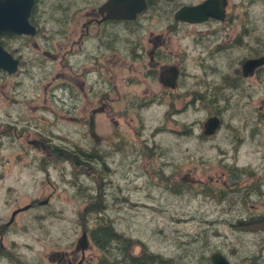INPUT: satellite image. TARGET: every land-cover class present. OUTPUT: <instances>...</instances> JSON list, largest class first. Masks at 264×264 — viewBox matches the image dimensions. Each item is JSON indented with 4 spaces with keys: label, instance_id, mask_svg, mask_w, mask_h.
Masks as SVG:
<instances>
[{
    "label": "rangeland",
    "instance_id": "rangeland-1",
    "mask_svg": "<svg viewBox=\"0 0 264 264\" xmlns=\"http://www.w3.org/2000/svg\"><path fill=\"white\" fill-rule=\"evenodd\" d=\"M83 1L43 0L42 8H46V14L42 16L38 35L30 38L27 41L30 46L24 48V60L32 62V68L29 69L31 66L25 65L21 74L11 76L0 71V123L3 124L0 126V132L5 130V124H16V126L19 124L17 128H11L0 136V221H6L17 206L22 207L34 199L36 201L49 199L47 205H40L17 216L16 224L19 228L27 222H30L33 228L29 237L25 236L19 242H31V238L35 237L33 251L25 252L26 255L22 259L27 264H54L50 263L49 256L53 257L57 252L69 253L74 250L76 238L80 235L79 227L82 226V220L78 215V209L82 204L78 201L81 200L79 197L75 195L77 200L73 196L76 190L69 185V182L74 179L78 186L81 183L84 186L89 184L91 186L92 170H98L101 174L107 171V179L112 180L113 184L104 188L108 208L97 218H105L104 220L110 218L119 234L133 241L128 247L132 256L140 257L144 248L163 259L172 260L175 264H204L207 262L201 256L210 260L212 254L220 252L231 264H264V232H244L242 228L234 229L229 225V223L236 224L238 218L244 219L248 212H254L253 197L243 194L246 185L252 183L250 171L244 172V182L240 185L241 192L232 193L233 197L228 196L226 203L216 204L217 202L209 201L207 197L195 194L197 190L204 189L207 181L214 182L215 179L222 177L224 183L226 172L223 165L225 164L237 163L241 167L254 168V176L264 184V116L260 114L264 113L263 72L258 74L257 81L256 78H249L246 82L251 90L249 95L246 96L243 90L234 92L228 108L225 107L224 115L223 98L213 101L211 95L210 101L207 100L204 106L196 102L194 107L189 106L183 110L185 102L188 101L186 92L192 91L193 87L190 86V74L185 76L183 85L178 90L180 100L172 109L175 112L176 123L173 124L171 119L162 121L163 115L166 116L167 112L171 111L167 100H164V106L149 107L142 111L141 115L138 113L140 110L130 109L127 112L128 117L131 118L130 127L121 122L123 130L120 131L128 138L131 148L128 155L124 153L111 156L108 154L110 153L108 147L104 146L102 151L105 152L106 157L103 162L109 170L103 169L102 163L96 159V164L92 163L89 166L80 163L79 168L82 171L79 177L75 178L72 172L74 161L70 163V157L60 164H50L46 170L40 169V157L37 155L35 163L34 160L29 161L26 156L20 158L21 160L16 158L26 137L38 140L39 135L45 136L47 148L58 147L62 151H75L79 145L80 127L78 128L77 125L76 89H72L73 96H71L69 90L63 88L65 84L74 88L78 83V76L75 75V59H69L73 71L62 70L58 61L59 55L61 56L65 50L63 31L68 25L69 29L77 30L76 20L71 21V14L75 13L78 3ZM240 1L249 3L250 15L259 23V34L248 37L249 42L257 44L259 50L261 45L264 46V1L232 0L231 5L237 6ZM67 7L70 10L66 13ZM248 9L237 10L247 12ZM65 18L68 22L63 23ZM215 28L216 26L192 27L178 32L179 54L185 52L187 54L184 59L186 70H191V56L198 63V56L201 54V52L195 54L190 52L191 36L198 31H212ZM236 29L233 28L235 31ZM228 33L231 35L234 31ZM71 34L72 38L74 32L71 31ZM20 43L13 41L12 47L16 48ZM32 44L41 49H34ZM66 45L69 46L67 43ZM44 50H50L57 55L58 60L52 63L43 57ZM231 60L226 59V67ZM38 63H41L39 68L35 67ZM229 69L234 70L233 66ZM200 74V71L195 72L194 85L197 79H201ZM222 78L223 76L217 78L211 84L221 82ZM143 89L142 85H133L126 87L121 93L128 96L129 101H134L135 98H141L139 94ZM195 90L199 91L196 85ZM244 101L247 102L248 107L243 103ZM124 104L116 108L121 109ZM253 110L255 117H258L255 118L254 126L260 133L255 136V140L249 139L248 149L243 148L241 140L234 143V137L226 126H234L240 121L244 123L246 119L254 118L251 116ZM211 112L215 114L221 112L218 115L221 127L214 137L204 136L201 140L199 135L203 133V123L213 114ZM99 118L101 123L104 117ZM161 127L165 128V131H156ZM181 127L191 130L192 138L184 137L185 133H181ZM21 128L25 129L22 134H20ZM249 130L244 133H248ZM14 131L18 134L16 139L9 135ZM136 131L138 132L135 133ZM173 132L181 134H177L176 137ZM139 143L140 147L148 146L150 149L157 147L158 153L154 154L153 158L149 156L136 161L134 150H137ZM228 144H231L232 148ZM24 147H28L29 152L32 151L30 145L25 143ZM225 147L228 151L223 155ZM122 162L126 165H120ZM154 165L164 167L169 186L173 182L183 181L185 184H192L193 190L185 189L181 193H174L158 185L160 184L158 180L151 183L147 175L150 166ZM118 189L120 194L127 198L126 203L113 201ZM223 208L226 211L222 214ZM194 217L196 219H193ZM94 218L96 217L91 215L88 219L89 229L94 227ZM116 246L117 244L112 245V252L121 257L115 251ZM102 255L103 253L96 246L90 247L85 253L88 264H98L97 260L100 261Z\"/></svg>",
    "mask_w": 264,
    "mask_h": 264
},
{
    "label": "flooded vegetation",
    "instance_id": "flooded-vegetation-1",
    "mask_svg": "<svg viewBox=\"0 0 264 264\" xmlns=\"http://www.w3.org/2000/svg\"><path fill=\"white\" fill-rule=\"evenodd\" d=\"M108 1L109 0H87V2H85L84 0L78 3V8L75 13L71 14V21L76 20L77 30L73 31V28L69 29V25L64 29L62 38L63 48L65 47V50L61 56L59 55L58 61L62 70L73 71V66L69 63V59H75V75L78 76V83L74 88L68 84L63 85V88L64 90H69L71 96H73L72 89H76L77 125L78 128L80 127V129H78L80 141L77 148L86 160H89L86 156L96 154V159L102 163L103 169L109 170L103 162L105 159L104 157H106V155L104 156L105 152L102 151L104 146L108 147L110 151L108 154L111 156L124 153L128 155V151L131 147L128 144V138L121 133L123 130V128H121V122L124 123L123 125L127 126L128 124L130 127L131 118H129L130 116L128 117L127 114L130 109L135 111L140 110L138 113L141 115V112L149 107L164 106V100H167L171 111L169 110L166 116L163 115L162 121L171 119L173 124L176 123L177 120L174 119L175 112H173L172 109L174 104L180 100L178 90L182 87L183 80L188 74L191 75L190 86L193 85V87L191 88L192 91L186 92L188 101L185 102L183 110L189 106L194 107L196 102H200L198 105L202 104L204 106L207 100L210 101L211 95L213 96L211 99L213 101H217L220 97L223 98V115L226 113V108H228L234 96V92H241V90H243L246 96L249 95L251 93L249 91L251 90L248 88L249 86L246 85L248 79L256 78L257 81L259 78L258 74L260 72L264 74V46L261 45L258 50V45L250 43L248 40V37L251 35L259 34V23L251 17L249 3L245 4L243 1H240L237 6H232V0H224L225 8L223 15V0H144V8L140 13L136 14L134 19H113L109 18L107 12L102 11V8ZM251 1L253 2L254 0ZM206 3H209L221 17L216 18L208 16L199 21L176 17L177 13L180 11L197 10ZM42 6L43 0H34L29 17V23L36 29V34L34 36L13 34H2L0 36L1 46L19 62L18 69L13 75L21 74V70L25 65L28 67L32 65V62H26L24 60V48L30 46L29 42H27L30 38H34L38 35L42 16L46 14V8H42ZM124 7L126 8V6ZM238 8L240 10L244 8L249 9L247 12H239L237 10ZM65 10L67 13L70 9L67 7ZM66 20L65 18L62 22H68ZM258 20L260 21V19ZM202 26H216V28L212 31H198L197 34L191 36L190 52L193 54L201 52V54L198 56L199 66L198 63L195 62L193 56H191V70H186L184 59L187 54L186 52L182 55L179 54L177 34L180 31H185L192 27L197 28ZM234 27L235 29L237 27L236 31L233 30ZM71 31L72 33L74 32L75 37L73 36L71 38ZM228 31H234V33L229 35ZM13 41L21 43L18 47L13 48ZM66 43L69 44V46H67ZM32 47L38 50L41 49L35 44H32ZM42 56L52 63L58 60V56L54 55L50 50L42 51ZM227 58L232 60L226 67L225 61ZM259 59H263L262 64L256 66L252 70L244 69L247 62ZM40 65L41 63H38L35 67L37 66L39 68ZM232 66L234 70L229 69ZM31 68L32 66L29 69ZM29 69H27L26 72H28ZM168 70H173L176 73L173 86L168 84L166 78V72ZM0 71L2 70L0 69ZM196 71L201 72L199 75L201 79H197L195 84L199 89L198 92L195 90L194 85ZM2 72L5 73L4 71ZM221 76H223V78L220 79L221 82L211 84V82ZM154 84L155 86H153ZM133 85H142V87H144L143 91L139 94L141 98H135L137 102H135V100L129 101V98L127 99L128 96L121 93L126 87H131ZM152 90H155V92ZM182 97L185 98V96H181V98ZM246 101L243 103H246L248 107ZM122 104L124 105L121 109L116 108L118 105ZM255 110L252 111L251 115L254 118L246 119L244 123L240 121L239 124L234 126H226L228 132L234 137V143H237V140L243 141V148H248L249 139L252 141L255 140V136L260 133L254 126L255 118L258 119V117H255ZM220 113L221 112L218 114L213 113L207 118V120L212 117H217L219 119V125L214 134L206 135L205 131L207 128L205 124L207 120L203 123V133L199 135L201 140L204 139V136L212 138L217 134L221 127V120L218 117ZM260 114L264 116V113ZM99 117H104L101 123ZM91 123L92 132L90 129ZM1 125L3 124L0 123V126ZM4 126L5 130L0 132V136L11 128H17L19 124H17V126L16 124H5ZM248 129H250L249 132L244 133ZM24 130V128H21L20 134L24 133ZM181 130L182 134L185 133L184 137L192 138L193 133L191 130L189 131V129L185 127H181ZM156 131H165V128L161 127ZM137 132L138 131L135 133ZM181 133L173 132L176 137H178L177 134ZM9 135L18 138L16 131ZM45 142V136L41 137L39 135L38 140L26 137L25 143L32 147V151L29 152V148L27 147V149L24 147L25 143H23L19 148L16 158L20 159L26 156L29 161L34 160L35 163L37 158L36 155L40 157L39 161L43 159L41 156L46 155L47 160L42 163V168L40 167L41 170H46L52 161V148H47ZM228 145L232 148L231 144ZM147 147H140L139 143L137 150H134L137 156L136 161L140 158L143 160L147 154H150V157L153 158L155 148L150 149ZM66 151L67 150L61 151L60 154ZM227 151L228 148H223V155H225ZM82 159L84 160L83 157ZM95 161L96 160H94V162H87L81 160V163L89 166L95 163ZM121 164H123V162L120 163V165ZM79 165L77 168L72 167V172L75 171V173L80 174L82 170L79 168ZM125 165L126 164H123V166ZM226 166H233L241 173L240 178L242 179L240 183H238L239 185L244 182V172L250 171L251 175H249L252 176V183L246 185L245 192L248 196L253 197V213L258 221H260L262 216H264V184H261L259 181L260 179L254 176L253 170L255 169L252 167H241L237 163L223 165V167ZM137 167L139 168V165ZM153 167H156V165ZM88 174L90 175V172H88ZM93 175L99 178L101 171H94ZM107 176L108 175L102 174V179L109 180ZM73 182H69V185L72 186ZM109 182L111 185L113 184L112 180H109ZM173 183L175 184L177 181ZM93 186L96 187L95 191L97 193L91 195L93 197L92 199L97 200V198L100 199L101 197L107 196L104 191L105 187L103 188L102 183L101 185L94 184ZM74 189L76 190V188ZM74 193L73 196L75 197L76 191ZM80 199L81 200L77 199L82 204L81 208L78 209V215L82 220V226L79 227L80 235L76 238L74 250L69 253L57 252L53 257L49 256L50 263H89L85 253L90 247L95 246L92 243V230L88 227V219L91 215H88L85 210L87 199ZM48 200V198L44 201H36V199H34L22 207L17 206L11 211L6 221H0V264H27L22 258L26 255L25 252L33 251L35 237L31 238V242H19L21 238L25 236L29 237L33 228L30 226V222L23 224V226L19 228L16 224L17 216L34 210L40 205H47ZM43 202L47 203L43 205ZM226 202L227 200H223V203ZM25 207H27L26 210L18 211L13 216V212ZM225 211L226 210L223 208L222 212ZM84 233L87 240V247L85 250H82V248H77V241ZM79 256L80 259H78ZM134 257L138 258L136 256ZM97 263L100 264V261L97 260Z\"/></svg>",
    "mask_w": 264,
    "mask_h": 264
},
{
    "label": "trees",
    "instance_id": "trees-1",
    "mask_svg": "<svg viewBox=\"0 0 264 264\" xmlns=\"http://www.w3.org/2000/svg\"><path fill=\"white\" fill-rule=\"evenodd\" d=\"M213 113V112H211ZM62 150L59 149L58 147H52V163H62L64 161L69 160L68 158L70 157V163H72L73 168H77L78 165L81 163L82 157L84 158L83 161L87 162H93L96 160L97 155H90L86 156L89 158V160H86V158L81 155L80 151L78 148L75 149V151H70L67 150L63 154H60ZM155 153L157 154V147H155ZM165 153V152H164ZM85 155V154H84ZM150 154H147L146 157H149ZM41 159L39 161V165L42 168V163L46 162L47 156H41ZM92 159V160H90ZM47 167V164H46ZM97 171V170H94ZM92 170V172H94ZM152 175H151V172ZM226 172V173H225ZM225 173L226 176L224 178V183L223 184V179L222 177L215 179L214 182H209L207 181V185L204 186V189L202 191H196L195 194L207 197L209 198V201H212L216 204L223 203V200H227L228 196L233 197L232 193H239L241 192L240 188L241 186L238 184L240 183L241 179V173L236 170L233 166H226L225 167ZM104 175H106V171L102 172ZM80 174L75 173L73 171V177H79ZM228 175V176H227ZM148 180L151 183H155V180H158L160 184L163 186L166 190L169 189L170 191L174 193H181L185 189H188L189 191H192L194 186L192 184H185L182 181H179L177 183H172L171 186H169L170 183L167 182V177L165 175L164 167H153L150 166L149 173H148ZM230 176V177H229ZM74 181V179H73ZM72 181V182H73ZM91 183L94 184H103V188L108 187L110 184L109 181L103 180L102 179V174L98 178L97 176L91 175L90 177ZM75 182V183H74ZM72 183V186L76 188V196L80 198H86V203H85V210L88 215H94L96 218L93 219L94 227L90 230L91 231V236H92V243L103 253L101 259H100V264H175L172 260L169 259H163L159 255H155L154 253L148 252L143 248V255H141L138 258H135L130 254L129 252V245L133 244V241L129 238L124 237L123 235L119 234L120 232L116 229L114 223L110 218H107V220H104L103 218H97L99 217L101 213H105L106 209L108 208V204L106 202V197H101L100 199L97 198V200L92 199L93 197L91 195L93 192H95L96 187H94L92 184L88 186H84L83 183L78 186V183L74 181ZM163 184V185H162ZM118 193H115L113 196V201L118 202V203H126L127 198L120 193V189H118ZM167 190V191H169ZM243 194H246L245 188L243 191ZM116 195V196H115ZM206 203V202H205ZM223 214V212H222ZM242 217V214H241ZM97 221L95 222V220ZM193 219H196L195 217ZM256 221V223H255ZM231 228L234 229H240L244 230V232H264V216H262V219L258 221L256 218L255 214L253 212L247 213L246 217L243 218H238L235 223H229ZM264 237V236H263ZM117 244L115 251L121 255V257H118L116 254L112 252L113 248L112 245ZM204 260H206L207 263L204 262V264H210L209 263V258L205 256H201ZM202 258L200 260H202Z\"/></svg>",
    "mask_w": 264,
    "mask_h": 264
},
{
    "label": "water",
    "instance_id": "water-1",
    "mask_svg": "<svg viewBox=\"0 0 264 264\" xmlns=\"http://www.w3.org/2000/svg\"><path fill=\"white\" fill-rule=\"evenodd\" d=\"M33 4L34 0H0V36L2 34L34 36L36 34V29L29 23V17ZM124 6H126V8ZM144 6V0H109L102 8V11L107 12L109 18L134 19L136 14L140 13ZM224 8L225 1L223 0V15ZM197 10H183L177 13L176 17L181 19H193V21L203 20L208 16L216 18L221 17V15L217 13L209 3H206ZM262 63L263 59L252 60L245 64L244 69L252 70ZM18 64L19 62L6 52L0 43V69L8 75H13L18 69ZM166 78L168 80V84L173 86L176 79V73L173 70H168L166 72ZM218 125L219 119L217 117L208 119L205 124V127L207 128L205 134H214ZM90 129L92 132V123ZM46 203L47 202H43L42 204L44 205ZM26 209L27 207L16 210L13 212V216L18 211ZM86 247L87 240L84 233L77 241V248L85 250ZM210 261L211 264H230V262L221 253L212 254L210 256Z\"/></svg>",
    "mask_w": 264,
    "mask_h": 264
}]
</instances>
